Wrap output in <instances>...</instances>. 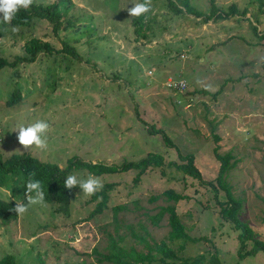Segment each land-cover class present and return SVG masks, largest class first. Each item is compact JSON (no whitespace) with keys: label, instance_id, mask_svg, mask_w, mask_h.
I'll return each mask as SVG.
<instances>
[{"label":"rangeland","instance_id":"374dc122","mask_svg":"<svg viewBox=\"0 0 264 264\" xmlns=\"http://www.w3.org/2000/svg\"><path fill=\"white\" fill-rule=\"evenodd\" d=\"M69 1L31 4L59 2L66 15L57 33L38 18L24 27L0 21V60L27 57L31 39L52 47L32 63L0 68V155L28 154L64 169L72 158L119 167L157 154L164 165L147 170L138 182L135 171L98 176L112 189L92 217L102 196L92 200L76 186L66 211L44 202L15 221L0 222V259L107 264L92 251L107 253L108 236H124L120 246L147 252L133 231L151 246L165 242L175 252L168 263L203 255L204 264L213 256L221 264H264L262 252L245 256L252 242L242 247L241 229L220 215L217 201L224 193L215 182L220 164L214 153L217 148L235 163L225 181L243 202L239 219L264 242V0H152L140 17L128 8L143 0ZM184 5L201 16L187 14ZM213 6L220 16L206 19ZM178 78L186 82L183 93L168 88V80ZM15 90L19 101L7 106ZM38 120L50 125L47 147L26 150L14 131ZM185 155L194 157L200 179L168 166ZM69 175L86 180L91 174ZM167 190L185 198L175 203L163 196ZM0 200L27 204L21 175L0 186ZM173 205L195 241H169L168 214L157 225L151 222L161 207ZM116 206L122 209L115 215ZM153 256L152 264H162L160 253Z\"/></svg>","mask_w":264,"mask_h":264},{"label":"trees","instance_id":"16d2710c","mask_svg":"<svg viewBox=\"0 0 264 264\" xmlns=\"http://www.w3.org/2000/svg\"><path fill=\"white\" fill-rule=\"evenodd\" d=\"M69 1V0H68ZM70 3V1H69ZM177 12L182 13V10L178 6L172 3ZM187 14L196 15L200 17L201 14L195 11L189 6H185ZM234 9V8H233ZM65 13H62L59 10V2L54 3L48 6H38L30 5L28 9L21 8L11 20L12 26H30L33 18H38L45 20L52 25V30L54 33H57L63 21ZM211 16H217L218 10L213 6L210 14L205 18L208 19ZM27 57H17L12 62H7L6 60H0V68L4 67H16L18 63H32L35 61L37 54L40 52L51 53L52 47L48 43H43L37 39H31L25 47ZM65 50L72 55L75 54L74 49L65 46ZM20 98V93L18 90H15L10 99L7 101V106H12L17 104ZM218 140L215 137V141ZM215 157L219 162V169L215 182L217 187L224 193V200L217 201L220 206V215L226 220L230 221L238 229H241V234L239 239L241 241L242 247L245 242H252V248L248 252H244L246 255H251L256 252L264 253V242L255 238L252 229L248 224L242 222L239 219V214L242 210V200L236 199L231 191L230 185L225 181V176L233 169L235 163H230L231 156L229 154L219 155L217 154V148H214ZM179 161L181 163L175 164L170 162L168 166L175 167L176 170L185 173L188 176H191L195 179H200V172L194 164V157L191 155L179 156ZM164 165V159L161 155L149 154L147 157L137 161V162H125L122 165L118 166H105V165H93L90 163H85L82 160L72 158L68 160L67 166L64 169L59 168L55 164H43L40 163L35 158L29 156L28 154H22L17 156H11L6 159L2 158L0 155V186L6 184L10 179L15 176L21 175L23 182L31 177L32 179L39 180L41 186L45 193V203H49L54 206H62L66 211L67 206L70 202V197L72 195V189H67L64 187V181L69 173L73 170H85L88 171L91 175L98 177L106 174L116 173L118 170L121 172L135 171L136 177L134 182H138L140 177L147 172V170L152 168H160ZM34 174V175H32ZM209 185H213L209 183ZM216 191L217 189L213 186ZM112 189V185H104L100 192H96L92 196V200L97 199L102 196V202L98 203L95 207L94 212L91 217L95 214H99L102 211V208L105 206L107 199V191ZM24 192L26 193V187L24 186ZM167 199L172 200L177 203L185 197L175 194L172 190H167L163 193ZM15 207V202L13 201H1L0 200V222L7 224L11 221H15L18 218V214L13 210ZM121 206H116L113 209L114 214L118 213L121 210ZM165 214H168V226L170 228L168 232L169 241L175 240H189L195 241L188 237L184 225L181 223L179 216L176 213L175 206H166L161 207L160 211L150 217L151 222L154 225H157L158 222L163 218ZM131 235H134L137 241L144 243L147 248V252H141L136 250L133 247H130L128 250L123 246H120L119 243L122 242L124 236H119L117 240H114L112 236H108L110 239L109 250L105 254H100L96 249H93L92 253L98 257L99 263L107 264H152L156 260L154 259L153 252L156 251L162 255V258L159 260L162 264H204L205 259L203 255H200L193 260L184 259L180 263H168L167 260L175 258V252L172 251L165 242L160 244L154 243L153 246L149 245L143 236H137L130 232ZM146 236V234H145ZM210 264H221L216 256H213L209 260ZM0 264H19L15 261L13 256L6 255L0 259Z\"/></svg>","mask_w":264,"mask_h":264},{"label":"clouds","instance_id":"9594fccd","mask_svg":"<svg viewBox=\"0 0 264 264\" xmlns=\"http://www.w3.org/2000/svg\"><path fill=\"white\" fill-rule=\"evenodd\" d=\"M33 0H0V21L11 23L15 14L21 9H28ZM152 0H143V2H134L133 7L128 8V12L133 17H140L151 10ZM50 125L44 120H38L28 126L18 125L14 132L17 133V139L20 145L26 150L35 146L38 149L47 147V135ZM34 175V174H32ZM24 186L26 187L27 204L20 201L15 203L14 211L18 215H22L28 211L31 205L44 204L45 193L39 180L29 177ZM78 186L83 195L92 196L97 191L102 190L103 184L98 177L89 175L86 180H78L75 175H69L64 181V187L72 189Z\"/></svg>","mask_w":264,"mask_h":264},{"label":"built area","instance_id":"2783aa9c","mask_svg":"<svg viewBox=\"0 0 264 264\" xmlns=\"http://www.w3.org/2000/svg\"><path fill=\"white\" fill-rule=\"evenodd\" d=\"M168 88L171 91H175L177 93H183L185 92L187 89L186 86V82L184 80H182V78H178V79H169L168 80Z\"/></svg>","mask_w":264,"mask_h":264}]
</instances>
